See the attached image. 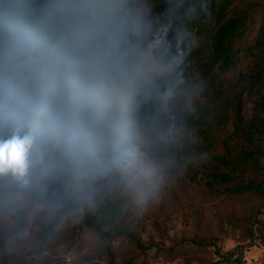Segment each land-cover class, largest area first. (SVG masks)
<instances>
[{
    "label": "trees",
    "instance_id": "1",
    "mask_svg": "<svg viewBox=\"0 0 264 264\" xmlns=\"http://www.w3.org/2000/svg\"><path fill=\"white\" fill-rule=\"evenodd\" d=\"M257 6L264 10L260 2L245 5L230 0H128L126 7L141 20L143 34L138 44L150 69L144 93L134 100L137 127L174 165H188L192 170L184 164L186 159L203 154L209 163L203 179L207 188L264 198V21L244 48L247 63L230 83L224 77L238 59L239 42ZM3 7L10 8L11 0ZM193 35L198 44L188 46L183 54L190 62H177L183 58L178 51ZM245 99L252 101L250 117L243 116ZM120 119L121 115L115 128L104 134V142L91 150L81 151L73 144L51 150L47 156L50 174L34 175L27 187L2 177L8 182L4 191L25 193L31 202L49 205L50 210L39 214L43 223L36 246L71 223L77 234L87 231L101 241L100 249L83 261L96 257L113 264L122 247L131 251L122 264H165L139 258L153 246L141 239L135 221L128 217L136 198L121 158L142 152L140 146L131 144L129 134L118 131ZM220 123H230L228 134L216 133ZM7 135V129L0 131V138ZM80 164L88 168L86 173L80 174ZM171 169L167 166L166 172ZM257 215H264V210ZM255 222L261 226L256 237L264 257V224L258 218ZM24 229L23 217L18 215L16 226L4 234L15 236ZM207 250L219 257L212 264L220 262L215 242L202 235L180 237L162 248L164 255L174 257ZM0 264L7 263L2 260ZM258 264H264V258Z\"/></svg>",
    "mask_w": 264,
    "mask_h": 264
},
{
    "label": "clouds",
    "instance_id": "2",
    "mask_svg": "<svg viewBox=\"0 0 264 264\" xmlns=\"http://www.w3.org/2000/svg\"><path fill=\"white\" fill-rule=\"evenodd\" d=\"M127 3L0 0V131L10 129L0 178L27 187L50 174L51 150L102 144L147 84L143 27Z\"/></svg>",
    "mask_w": 264,
    "mask_h": 264
},
{
    "label": "rangeland",
    "instance_id": "3",
    "mask_svg": "<svg viewBox=\"0 0 264 264\" xmlns=\"http://www.w3.org/2000/svg\"><path fill=\"white\" fill-rule=\"evenodd\" d=\"M264 0H230V3ZM252 20L239 44L241 50L236 63L224 75L226 83H230L236 72L247 63L248 57L244 48L251 43L256 29L264 21V10L257 6L251 12ZM198 37L193 35L186 39L178 51L183 58L177 62H190L183 56L188 46L198 44ZM173 68L170 73L173 72ZM143 84L140 94L144 93ZM193 94L190 95V97ZM135 100V99H134ZM135 103L133 101L121 115L118 131L129 134L131 144L140 146L142 153L133 152L132 158L122 157L128 170L126 180L136 198L128 217L136 223L141 239L151 244L147 255L139 258L148 261L165 262V264H212L219 257L207 250L197 254L164 255L162 248L168 247L180 237L190 238L194 235L212 239L222 258L217 264H258L263 260V247L256 235L261 227L256 218L264 224V215H257L264 210V198L252 193L230 194L203 185L204 172L209 163L199 155L188 157L184 162L188 165H174L169 159L160 155L153 140H147L136 125ZM252 101L244 100V115L250 117ZM39 121L34 122L38 126ZM10 134V129H7ZM230 123H220L216 128L219 136L228 134ZM130 144V145H131ZM75 148L79 147L73 144ZM134 150H136L133 147ZM124 155V150L119 149ZM167 166L173 169L166 172ZM71 175L76 176L78 170ZM257 178H263L257 174ZM8 185L0 178V261L7 264H104L103 259L93 257L83 261L89 253H95L101 247V241L93 234L83 231L77 234L71 223H65L57 229L42 245L36 246V238L43 223L39 216L49 205L33 203L25 193L10 194L3 190ZM18 215L23 217L25 229L23 233L9 236L4 234L17 224ZM250 232V236L247 234ZM131 251L117 249L113 264H122V259ZM237 258L235 261L234 259Z\"/></svg>",
    "mask_w": 264,
    "mask_h": 264
}]
</instances>
